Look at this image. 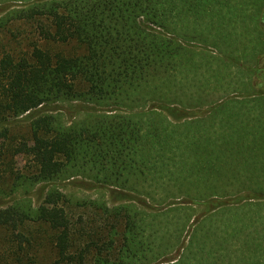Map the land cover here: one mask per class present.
Listing matches in <instances>:
<instances>
[{"label": "trees", "instance_id": "1", "mask_svg": "<svg viewBox=\"0 0 264 264\" xmlns=\"http://www.w3.org/2000/svg\"><path fill=\"white\" fill-rule=\"evenodd\" d=\"M189 13L205 16L226 60L179 38ZM12 18L31 19L38 40L0 49V264H264V180L238 177L240 143H264V0H32L0 22ZM72 41L76 51L61 47ZM220 78L229 89L216 98L190 105L179 97L211 93ZM254 96L258 114L234 110ZM63 101L83 104L64 109L68 120L39 113ZM239 116L254 132H240ZM21 119H29L25 133L10 125ZM18 155L28 171L14 169ZM211 180L239 185L184 194ZM63 181L119 201L71 196L58 189ZM37 183L48 187L34 205ZM159 185L166 191L150 203Z\"/></svg>", "mask_w": 264, "mask_h": 264}, {"label": "rangeland", "instance_id": "2", "mask_svg": "<svg viewBox=\"0 0 264 264\" xmlns=\"http://www.w3.org/2000/svg\"><path fill=\"white\" fill-rule=\"evenodd\" d=\"M28 1H32V0H0V17H2V15L5 13V10L8 8H12V7H23L26 2ZM3 4H7L6 7H1ZM192 13L186 14L185 17H183L182 21L180 23H182V27H178L176 28V33L179 36L180 39L186 40L188 42H192L196 48H200V47H205V46H210L211 49H213L212 51L215 50V52L220 53V54H214L210 56L208 54L207 57H211V58H215L217 55H221V51H224L222 56H225L224 54H227L224 50V45L220 44V42L222 41L221 39H219L218 37L214 36L215 31L213 30V28H209V31L206 30L204 24H205V16H191ZM208 19V17H207ZM33 28H35V25L32 24V20L31 19H18V18H12V19H8L4 24H2V22H0V49H10V48H28L29 44L32 43V41L34 40H38L37 38V34L36 31L33 30ZM214 33H212V32ZM61 47H63L67 52L68 51H76L77 49H79L75 43L69 42L66 44L61 45ZM193 47V46H191ZM235 47V46H234ZM194 48V47H193ZM194 48V49H196ZM237 48V47H235ZM231 60H236V58L238 57L237 54H239V50L237 49H232L231 50ZM208 53V52H207ZM229 54V53H228ZM216 55V56H215ZM210 58V59H211ZM224 60H226V56L223 58ZM218 61V60H217ZM213 62V61H212ZM219 63H221L219 61ZM216 67L217 65H212V67ZM220 66H222L220 64ZM216 70V69H215ZM213 78H218L219 76L214 74L212 76ZM228 79V78H227ZM221 82L217 83L216 88L211 92V93H203L201 91H197L194 94H187V95H179V97L181 99H183L185 104H190V105H199L205 101H208L210 99L216 98L218 97V95H220L222 93V91L224 90H228L229 86L227 85L228 82H230L229 80H223L220 78L219 79ZM235 80H237V76H235L233 78L232 83H235ZM235 86V84L233 85ZM217 90V91H216ZM83 104V102H81ZM77 101H63L60 102L59 104H52V105H48L47 107H43L39 113H45V112H56L59 113L60 117L62 120H68L69 116L71 115V113L69 111H66L64 109L68 108V105L73 106V104L75 106H78L79 104ZM56 105V106H54ZM91 106L92 103H84L83 106ZM235 105V104H233ZM101 108H107L105 105H98ZM56 107H59V109H56ZM222 109H224V106H222L220 109H214L212 111H210V116L207 118L208 120H204V123H207L208 121H212L214 120L216 117H219L221 115L224 114V112L222 111ZM235 110V109H234ZM58 111V112H57ZM66 111V112H65ZM15 122V123H14ZM14 124H16L14 126ZM28 124H29V119H21V120H17V121H11L10 125L13 126V130H18L21 133H25L28 129ZM200 124H202V122H199V124H193V128L190 134V137H195L197 136V127L200 126ZM204 126H202L201 128H203ZM204 131V128L201 129ZM212 130V129H210ZM217 136V135H215ZM211 137V135H210ZM215 142V141H214ZM211 143V142H209ZM232 162L235 163V159L231 160ZM11 162L13 163V167L16 171H23L26 172L28 171L26 169V158L24 156L18 155V156H14L11 158ZM236 164V163H235ZM170 167V166H169ZM172 168V166H171ZM232 179V177L227 176V179ZM233 181V180H232ZM5 184V182H4ZM239 185V183H234V182H228L226 185L223 184V187L220 183H218L217 181H210V183H203L202 185V189H194V187H190L186 190H184V194H188V195H192V196H196V195H200V196H204V195H208L211 191H214L218 194L220 193H224V192H231L234 188H236ZM160 186V185H159ZM5 187H7V184L5 185ZM48 186L45 185H41V183H37L33 188L31 187V192L30 195L32 197V202L34 205L40 204L45 196L46 190H47ZM166 187L164 186V188H162L161 186L157 189H154L152 194H153V199L149 198V202L150 203H157L160 201V197H163L162 195H164L165 191H166ZM201 188V185L199 186ZM58 189L61 190L63 193H67L71 196H76V197H82V198H90V199H95V198H99V199H106L108 204H112V203H117L119 200H114L113 198L110 197L109 195V191L108 190H101V189H95V188H86V187H82V188H77L75 186H72L69 182L67 181H63L61 182V184H59ZM12 196H16L14 195V193H9L6 194L5 196H3V200L4 201H11L10 199L12 198ZM157 201V202H154ZM185 205L188 207H194V204H191L189 202H185ZM168 208L166 206L165 203L161 204V208ZM190 208V209H191ZM196 208H198V206H196ZM195 208V209H196ZM172 211L169 212L170 215H172ZM168 217H165V220H167ZM168 226H172L171 224L168 223ZM189 229L185 228L181 235H180V245H184L186 243V239H187V233H188ZM195 237H194V241L197 244L200 239H202V231L199 229L196 231L195 233ZM183 237H185V239L183 240ZM179 245V244H178ZM181 247L178 246V248L176 247V249L172 250L170 253H168V257H173L175 260L176 258H178L179 254L181 253ZM162 262H160L161 264Z\"/></svg>", "mask_w": 264, "mask_h": 264}, {"label": "crops", "instance_id": "3", "mask_svg": "<svg viewBox=\"0 0 264 264\" xmlns=\"http://www.w3.org/2000/svg\"><path fill=\"white\" fill-rule=\"evenodd\" d=\"M246 31L253 34V29H248ZM257 102L255 96L241 99L240 102L238 101L237 104H235V110L240 115L243 113L248 114V116L258 114L262 106ZM244 119H242V116H239L238 122L241 124L239 126L240 132L251 134L250 132H254L255 126H246L244 124L245 121H243ZM252 122L255 123V120L252 119ZM216 127L217 128L214 129L223 130V127ZM240 148L244 152L238 155V177L246 181L264 180V143L261 144L260 141L258 142L249 136L248 139L245 138V140L240 143Z\"/></svg>", "mask_w": 264, "mask_h": 264}]
</instances>
